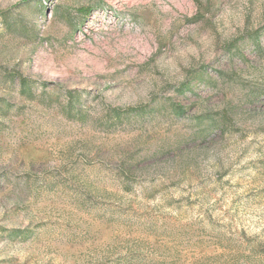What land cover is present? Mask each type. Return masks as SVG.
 I'll return each instance as SVG.
<instances>
[{
    "label": "rangeland",
    "instance_id": "obj_1",
    "mask_svg": "<svg viewBox=\"0 0 264 264\" xmlns=\"http://www.w3.org/2000/svg\"><path fill=\"white\" fill-rule=\"evenodd\" d=\"M0 264H264V0H0Z\"/></svg>",
    "mask_w": 264,
    "mask_h": 264
},
{
    "label": "trees",
    "instance_id": "obj_2",
    "mask_svg": "<svg viewBox=\"0 0 264 264\" xmlns=\"http://www.w3.org/2000/svg\"><path fill=\"white\" fill-rule=\"evenodd\" d=\"M89 11H90V9L89 10H87V11H85V13L86 14H88L89 13ZM18 81H19V83H20V85L22 86V88H23V90H27V91H29V84H28V82H27V80L25 79V78H18ZM141 109V108H140ZM139 109V110H140ZM115 111H117V110H115ZM118 113V112H117Z\"/></svg>",
    "mask_w": 264,
    "mask_h": 264
}]
</instances>
